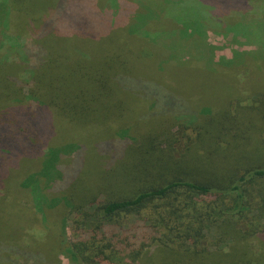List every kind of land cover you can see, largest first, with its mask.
<instances>
[{"label":"trees","instance_id":"1","mask_svg":"<svg viewBox=\"0 0 264 264\" xmlns=\"http://www.w3.org/2000/svg\"><path fill=\"white\" fill-rule=\"evenodd\" d=\"M116 1L53 0L42 16L0 0V223H15L16 186L43 225L51 207L68 209L60 234L40 233L44 248L3 236L0 255L8 247V264H57L53 243L69 264H264V52L255 40L264 0ZM187 8L199 14L171 11ZM209 33L251 49L217 61L201 48ZM246 69L260 80L240 84ZM217 75L219 89L209 83ZM186 76L187 98L177 84ZM40 109L98 144L69 141L36 157L38 128L47 130L37 127ZM28 159L40 169L11 187L9 173Z\"/></svg>","mask_w":264,"mask_h":264},{"label":"rangeland","instance_id":"2","mask_svg":"<svg viewBox=\"0 0 264 264\" xmlns=\"http://www.w3.org/2000/svg\"><path fill=\"white\" fill-rule=\"evenodd\" d=\"M9 1L12 2L14 5H17L18 7H22L24 9H26L28 12H32L34 14H41L43 16L45 13L44 12L45 8H47L52 3L53 0H9ZM90 1L92 3L91 5H95L96 7H99L97 5V3L99 5H106V4H109L111 2L112 3L117 2L116 0H111V2H110V0H90ZM144 1L146 2V4L150 8H152V9L155 8V1L156 0H144ZM192 3L193 2H190V4H188V7H190L192 5ZM174 10L175 9H171V11L174 12L175 17L178 19L187 17L188 14H192V15L193 14H195V15L199 14L197 11L191 10L189 8H187L188 11L185 12L186 16L183 15L182 11L180 12L179 10H176V11H174ZM192 15H190V16H192ZM112 16H114V15H112ZM119 18H120V16H119ZM150 26L151 25H147V28H149ZM160 30H161V27H160ZM137 35L141 36V34H137ZM259 37L260 38H256L255 40L259 41V45H258L259 53H263L264 52V30H262ZM246 38L251 39V40L253 39L252 36H249ZM147 39H150L151 41L154 40V38L152 36L147 38ZM248 43H250V42H248V40L246 42L245 40L239 39V38H233V37L225 38V37L221 36L220 34L209 33L207 45L202 46L201 48L204 49L203 52H205V54H207V55L213 54V58L215 60L219 61L221 58H232L233 57V55H232L233 51L249 52L251 48L248 45ZM182 69L183 70H180L181 72H183V71L186 72L188 67L185 66ZM262 77L264 78V75ZM238 78H239V82L241 84L244 82H257L258 80H260L261 76L258 75L257 72H252L251 69H246V70L240 71V73L238 74ZM195 80H199V78L195 77ZM201 81H203V79ZM211 82L214 83V88H217V89L225 86L224 82L222 81L221 75H217V76L211 78L209 83L212 84ZM193 83H194V81H192V76H186V77L180 78L178 80V83H177L178 87L180 88V90H179L180 96L183 95V97H186V98L188 96H190L194 92V87L192 85ZM196 96H198V95H194L193 97H196ZM149 105H150V103H144L141 106V108L145 109V108L149 107ZM31 108H32V106L30 104H27L26 102L24 104H22L21 109L24 110L23 115L26 116V114L29 113ZM40 110H41V112L37 114L38 121L36 122V124L39 122L37 127L40 125L41 121L43 120L47 123V126H46L47 130H42V129L38 128L41 132V134H40L41 144L39 145L37 153H35V154H37V155H35L36 157L39 158L41 156V158H42V155L44 154V152L48 148L60 146V145H63L69 141H75L77 143H79V142L84 143L85 142V144H87L89 146V148H92L93 146L98 144V141L100 140V138L95 139L96 138L95 134H94V136H92L91 140L87 135H78L77 136L76 134H73L74 131L70 130V127L67 124H65L63 121L61 122V120H62L61 118L56 116L49 109H47L48 113H47V111H45L43 109H40ZM103 129L105 130V132L110 131L109 129H106V128H103ZM105 138H106V136H105ZM28 153H33V152L28 151ZM5 157L6 156H0V159L5 158ZM40 161H41V159H39V161L37 159H28V161H26L27 164L25 166L19 165L17 170H12L9 173V177H14V180L12 181L13 184L11 185V187L14 186V184H15V182L18 179V176L20 174H24V173H28V172L31 173V172H34L36 170H39L41 167ZM90 174H92V173H90ZM98 176H99L98 173L92 174V178L94 180H96V178ZM8 187H10V185ZM76 188H78L80 190L78 183L76 184ZM16 189L20 192L19 200L22 201L21 202L22 204L26 205L27 209L23 208L22 204L20 203L21 207H19L18 211L15 214L16 219H15L14 224L11 223L9 217H6L4 219L5 222H7L9 224V226H11V227L5 225L3 222L0 223V237L6 236L7 238H13L12 240L17 241L19 243L18 245L23 249H28L30 246L34 247L36 245H42L43 246L42 248H44L46 243L42 244V242H46L47 238L42 239V237L40 236V233L45 230V228H46L45 226H49L48 229L53 231V232L50 231V234L53 233L54 235H57V234H60V227L63 224L62 220L64 218L68 219V217H67L68 209L65 207V204H63V203H65V201H62L61 204L57 205V207L55 206V208L51 207V210H49V212H48V217H49L48 225H43V223L41 221L40 214H38L36 212V210L33 208L32 203H31L30 198L27 195V193L25 195L22 194V191L19 190L17 186H16ZM54 210H56V211L54 212ZM3 215L4 214L2 212H0V216H3ZM0 221H2V220L0 219ZM3 225H5L10 230V232L12 234H10V232ZM66 232L68 234V227H67ZM52 245L54 246V248L56 249V252H57V254L54 255V258H55L54 263H56V259H57L58 263H60V264H69L68 257H67V255H65V250L59 248L57 246V244L52 243ZM48 247H52V246L49 244ZM12 253H13L12 250L8 247L4 251H2L0 257L5 258V259L2 260L0 262V264H8V262H6L7 259L13 260L15 256ZM17 264H30V262L19 261Z\"/></svg>","mask_w":264,"mask_h":264}]
</instances>
